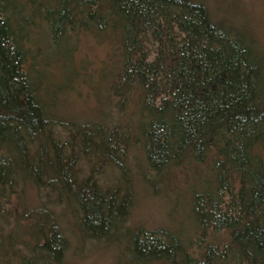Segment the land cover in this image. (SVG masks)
<instances>
[{"label":"trees","instance_id":"trees-1","mask_svg":"<svg viewBox=\"0 0 264 264\" xmlns=\"http://www.w3.org/2000/svg\"><path fill=\"white\" fill-rule=\"evenodd\" d=\"M33 1L0 0V220L14 206L0 264H61L69 236L105 241L115 229L126 264H264V53L232 0L221 12L209 0H71L53 12L41 1L45 14L29 16ZM82 34L108 44L107 61L74 58ZM60 38L72 43L58 78L41 57ZM74 77L99 90L87 119L64 110ZM69 147L93 149L125 190L77 182ZM179 171L183 192L169 195L160 186ZM132 172L182 205L174 224L127 225Z\"/></svg>","mask_w":264,"mask_h":264},{"label":"rangeland","instance_id":"rangeland-1","mask_svg":"<svg viewBox=\"0 0 264 264\" xmlns=\"http://www.w3.org/2000/svg\"><path fill=\"white\" fill-rule=\"evenodd\" d=\"M41 1H48V4L51 6L49 8L52 12L58 11L62 8L68 10L69 6H67V1L71 2V0H34L31 6L28 5V8L24 9L26 10V14L29 16L38 15L39 12L45 14V9L40 10L37 7ZM209 1L210 2L208 4L213 7H217L219 4V0ZM55 2L57 4H55ZM80 4L81 2L79 0H74L73 6ZM230 5L232 6L228 9V12H231L230 10L236 8L237 12L234 11L236 12L234 17L237 20H240L244 26L247 27L264 53V0H232ZM216 9L218 12H221V9L219 10L218 7ZM71 43L72 41H65V39L60 38L56 43L47 42L42 47L41 58L47 62L52 60L50 63L55 61V64H51L47 68L49 69V72L51 71L53 73L58 70V78L61 76V72L59 70L60 64L62 66L61 70L63 68L66 73L69 71L68 57L69 46ZM108 51V44L105 41L99 42L97 39H94L89 35L82 34L81 37H79L77 49L73 55L74 58L84 59L87 67L89 66V68H91L103 64V61L105 60L107 61ZM74 63L72 62V64ZM76 78L77 77L71 79V86L67 88L64 93V110L70 113H75V115L80 118L87 119L90 117L91 113L95 111V108L93 109V107L97 104V93L99 90L97 87L95 92L92 94L94 86L92 77H88V79H85L84 81ZM59 83L60 85H67L68 80L66 78H61ZM101 111L104 114L105 119L108 111L107 106L103 105ZM101 119H103V117ZM91 126L93 127V125ZM55 132L57 133V137H59L58 141L60 143H63V140L67 139L66 133H63V128L57 127ZM81 148L82 147H78L74 149L69 147V149L65 150V154H73L74 156L71 167L73 168L77 182L94 180L98 191L102 193H111L113 191H120L121 193L123 189L125 190L126 185H128V181L126 182L122 175H120L116 170L110 168L104 161H97L94 158L92 152L93 149L89 148L85 152L84 150L82 151ZM127 179H129V177ZM131 181L135 188V199L126 218V223L129 227L143 226L146 228H154L169 226L172 225V223L174 224L173 219H177L183 213L184 208H182L181 204L177 205L175 203L172 205V201H168L166 196H161L160 193L157 195L155 194L156 192H150L151 190L149 191L146 186L140 182L139 177L134 172L131 173ZM186 181L187 173L179 171L166 177L163 185L160 187L165 185L167 188L171 187L172 190L170 189L171 193L169 195H172L174 191L183 192ZM13 209L14 206L7 209L4 212V217L0 220V224H4V227H6L5 230L12 228V223H10V221ZM81 229H88V227L84 226V228H80V230ZM19 232L24 233L26 240L30 242L31 231L28 226L25 228L20 225L17 230V233ZM78 234L79 237L76 238H73L74 235L69 236V241H71V243H67L68 245L63 254L61 264H126L120 260L118 254L119 249L122 251V245L117 247L114 242L116 239H120L121 232L118 229H115L110 234L111 237L107 238L105 241L90 239L86 236L88 233L83 235L82 232L80 233L78 231ZM20 241L22 240L18 239L13 242L14 248L17 251L23 250V244ZM25 251L28 252V249Z\"/></svg>","mask_w":264,"mask_h":264}]
</instances>
